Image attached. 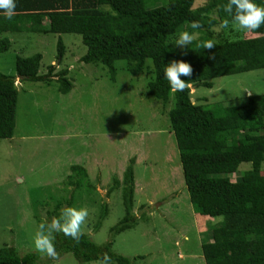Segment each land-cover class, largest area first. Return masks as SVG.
Instances as JSON below:
<instances>
[{"label":"rangeland","instance_id":"1","mask_svg":"<svg viewBox=\"0 0 264 264\" xmlns=\"http://www.w3.org/2000/svg\"><path fill=\"white\" fill-rule=\"evenodd\" d=\"M211 1L196 0L194 7ZM220 24L212 28L219 37L253 36L231 24L221 29ZM6 36L11 47L0 53V72L15 75L16 56L39 52V71L46 73L49 64L54 65L53 74L67 68L72 88L61 92L54 75L50 81L16 78L13 136L0 138V246L13 245L21 254L37 253L39 264H79L71 253L48 263L34 249L38 224L50 222L48 212L61 202V209L87 208L85 233L97 244L112 240L110 249L134 264H205L201 243L208 238L204 231L210 219L204 217L200 223L189 200L169 125L171 99L162 103L149 96V76L144 71L130 74L122 60L115 62L114 80L102 64L82 62L86 46L79 34L27 31ZM59 36L65 46L61 58ZM190 92L193 102L202 98L242 102L249 94L264 93V69L218 77L211 89L190 85ZM73 166L85 171L78 189L70 184L77 177ZM128 166L133 169L132 212L137 218L112 234L111 227L124 214L123 175ZM249 167L243 162L238 170ZM239 171L231 174L233 182ZM103 204L107 213L96 227Z\"/></svg>","mask_w":264,"mask_h":264},{"label":"trees","instance_id":"2","mask_svg":"<svg viewBox=\"0 0 264 264\" xmlns=\"http://www.w3.org/2000/svg\"><path fill=\"white\" fill-rule=\"evenodd\" d=\"M195 1L16 0V14L11 20H5L0 13V53L11 47L6 33H75L86 46L80 60L102 64L112 80L118 60L130 74L144 71L149 76L147 94L162 103L172 101L167 112L169 125L189 200L197 214L210 219L204 231L208 238L201 243L205 264H264V93L249 94L242 102L222 103L207 102L205 98L193 102L190 92V85L211 89L218 77L264 69V26L251 32L250 37H219L212 28L227 18L222 6L228 0H212L194 7ZM254 2L264 6V0ZM193 21L202 27L192 29ZM182 31L198 33L185 49L174 45ZM205 40L215 41L216 47L211 51L197 47ZM64 50L59 36L58 57L63 56ZM41 58L39 52L26 57L18 55L15 75L0 72V138L13 136L18 100L16 78L50 81L54 75L61 92L72 88L67 68L53 74L54 65L49 64L42 74ZM173 60L188 62L193 69L191 77H181L188 80V87L175 94L163 76L165 66ZM243 162L250 167L240 172L238 167ZM72 168L77 177L70 184L78 189L85 171L80 166ZM238 171V179L233 182L230 176ZM123 184L124 214L111 227L112 234L130 227L137 218L132 212L131 166L124 172ZM105 205L96 227L107 213ZM61 207L62 203H57L49 216L59 217ZM216 216L221 219L212 222ZM53 243L59 257L71 253L79 264L99 260L104 254L116 264H134L110 249L112 240L97 244L86 233L79 244L63 233L55 234ZM0 264H39V254H21L13 245L0 246Z\"/></svg>","mask_w":264,"mask_h":264},{"label":"clouds","instance_id":"3","mask_svg":"<svg viewBox=\"0 0 264 264\" xmlns=\"http://www.w3.org/2000/svg\"><path fill=\"white\" fill-rule=\"evenodd\" d=\"M223 11L227 14L221 24V29L229 28L230 24L235 30L244 32H255L264 26V6L254 2V0H228L223 6ZM0 13L3 14L5 20H11L16 14V0H0ZM192 29L201 28L202 25L198 21L190 24ZM196 39L193 34L188 31L179 33L174 45L180 49L192 44ZM199 48L211 51L216 47L213 40H205L197 45ZM214 59L213 56L209 57ZM192 67L188 62L183 60L170 61L163 70V76L167 79L171 91L175 94L183 92L188 84L181 79L191 77ZM89 217V210L84 207H65L61 210L59 217H53L50 222L44 221L38 224L34 235V249L38 253L44 254L52 261L59 259L53 243L55 234L63 233L64 236L70 237L75 243L79 244L81 237L85 235V228ZM96 264H113L112 258L108 254H104Z\"/></svg>","mask_w":264,"mask_h":264},{"label":"crops","instance_id":"4","mask_svg":"<svg viewBox=\"0 0 264 264\" xmlns=\"http://www.w3.org/2000/svg\"><path fill=\"white\" fill-rule=\"evenodd\" d=\"M34 21H36V20H34ZM196 214H197V213H196ZM197 216L199 217L198 220L200 221V223H201V221L203 222L202 218H204L205 216H203V215H201V214H199V215L197 214ZM220 219H221V218H219L218 220H220ZM218 220H215V221H214V220L212 219V222H216V221H218Z\"/></svg>","mask_w":264,"mask_h":264}]
</instances>
